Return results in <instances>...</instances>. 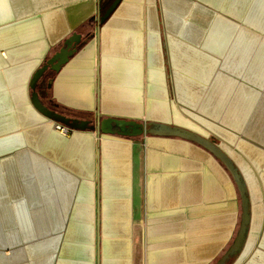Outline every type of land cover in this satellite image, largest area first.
I'll return each instance as SVG.
<instances>
[{
  "label": "crops",
  "instance_id": "1",
  "mask_svg": "<svg viewBox=\"0 0 264 264\" xmlns=\"http://www.w3.org/2000/svg\"><path fill=\"white\" fill-rule=\"evenodd\" d=\"M112 1L0 0V264H214L231 246L240 195L223 162L174 135L99 134L106 116L216 142L248 201L224 264H264V0H119L100 21ZM72 33L36 86L90 120L62 134L29 82Z\"/></svg>",
  "mask_w": 264,
  "mask_h": 264
},
{
  "label": "water",
  "instance_id": "2",
  "mask_svg": "<svg viewBox=\"0 0 264 264\" xmlns=\"http://www.w3.org/2000/svg\"><path fill=\"white\" fill-rule=\"evenodd\" d=\"M119 0H113L108 8L104 11V13L100 16V21H102L114 8L116 3ZM80 42V35L76 33H72V35L69 36V38L66 39L64 42V47H61L57 52H54L51 57L47 58L44 63L40 66H38L35 73L32 75L30 82H29V88L32 90L31 94V101L33 104H35L39 109H43L51 118L55 119L59 117L61 120L66 123H69L68 125L63 123L64 125H67L69 127L77 128V127H84L88 125L89 119H77V118H67L60 114L54 113L50 111L48 108L45 107L44 104L39 101V96L37 92V83L39 81V78L45 73L47 69L56 70L58 67H60L64 62L67 61L69 55L76 50L77 45ZM97 123V122H96ZM114 125L117 131H107L110 130L111 125ZM126 126H132L133 128H138L137 133L143 134L145 133H157L162 135H174L180 138L188 139L198 145H201L208 149L210 153L218 158L220 162H223V164L226 166L228 172L230 173L231 177H233L235 184L237 186L238 193L240 195V208H241V216H240V222H239V228L234 236V241L231 244V246L220 256L219 260H217L214 264H224V262L239 248V245L244 237L245 231L248 226V208H247V195L245 193V188L242 182L241 177L239 176V173L237 171L236 166L234 165V162L228 157V155L224 152V150L211 138L206 137L202 134H198L194 131H190L186 128H181L177 126H169V125H161V124H154L150 123L149 125L143 126L142 124L136 123L133 120H126L124 118H116L111 116H106L103 118L99 117L98 124H94L93 128H97V132L100 134L104 133H113L116 132L118 135L124 134L123 132L126 130ZM132 130V129H130ZM131 133L128 132V135Z\"/></svg>",
  "mask_w": 264,
  "mask_h": 264
},
{
  "label": "built area",
  "instance_id": "3",
  "mask_svg": "<svg viewBox=\"0 0 264 264\" xmlns=\"http://www.w3.org/2000/svg\"><path fill=\"white\" fill-rule=\"evenodd\" d=\"M55 128H57L62 134H68L74 130V128L69 127L67 125H64L62 123L56 122Z\"/></svg>",
  "mask_w": 264,
  "mask_h": 264
},
{
  "label": "trees",
  "instance_id": "4",
  "mask_svg": "<svg viewBox=\"0 0 264 264\" xmlns=\"http://www.w3.org/2000/svg\"><path fill=\"white\" fill-rule=\"evenodd\" d=\"M56 119H59V120H61L59 117H57Z\"/></svg>",
  "mask_w": 264,
  "mask_h": 264
}]
</instances>
